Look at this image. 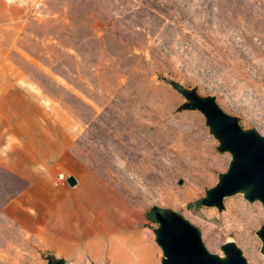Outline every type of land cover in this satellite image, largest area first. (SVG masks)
Wrapping results in <instances>:
<instances>
[{
	"label": "rangeland",
	"instance_id": "1",
	"mask_svg": "<svg viewBox=\"0 0 264 264\" xmlns=\"http://www.w3.org/2000/svg\"><path fill=\"white\" fill-rule=\"evenodd\" d=\"M191 96L264 138V0H0V264H160L155 212L262 264Z\"/></svg>",
	"mask_w": 264,
	"mask_h": 264
},
{
	"label": "water",
	"instance_id": "2",
	"mask_svg": "<svg viewBox=\"0 0 264 264\" xmlns=\"http://www.w3.org/2000/svg\"><path fill=\"white\" fill-rule=\"evenodd\" d=\"M190 99L189 108L202 113L219 142V148L231 156L227 171L209 193V201L219 204L223 196L248 189V199H258L264 203V138L242 132L235 119L221 113L210 100H200L195 96ZM66 183L74 186L75 180L68 177ZM154 219L158 224L155 243L162 254L160 264H246L231 243L223 246V259L207 253L200 243L197 230L178 216L164 217L155 212ZM259 237L264 254V230L259 232Z\"/></svg>",
	"mask_w": 264,
	"mask_h": 264
},
{
	"label": "bare ground",
	"instance_id": "3",
	"mask_svg": "<svg viewBox=\"0 0 264 264\" xmlns=\"http://www.w3.org/2000/svg\"><path fill=\"white\" fill-rule=\"evenodd\" d=\"M217 258H219L218 256H216ZM219 259H223V258H219Z\"/></svg>",
	"mask_w": 264,
	"mask_h": 264
},
{
	"label": "built area",
	"instance_id": "4",
	"mask_svg": "<svg viewBox=\"0 0 264 264\" xmlns=\"http://www.w3.org/2000/svg\"><path fill=\"white\" fill-rule=\"evenodd\" d=\"M62 176H58V178H61Z\"/></svg>",
	"mask_w": 264,
	"mask_h": 264
}]
</instances>
